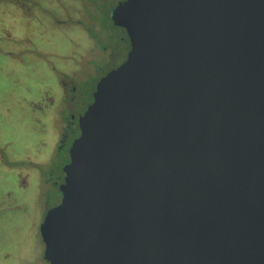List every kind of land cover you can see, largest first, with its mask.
<instances>
[{
    "label": "water",
    "instance_id": "95a60500",
    "mask_svg": "<svg viewBox=\"0 0 264 264\" xmlns=\"http://www.w3.org/2000/svg\"><path fill=\"white\" fill-rule=\"evenodd\" d=\"M126 60L78 118L48 264H264V0H124Z\"/></svg>",
    "mask_w": 264,
    "mask_h": 264
},
{
    "label": "rangeland",
    "instance_id": "374dc122",
    "mask_svg": "<svg viewBox=\"0 0 264 264\" xmlns=\"http://www.w3.org/2000/svg\"><path fill=\"white\" fill-rule=\"evenodd\" d=\"M71 35L82 40L77 29H71ZM45 45L59 53L69 49L68 43L58 37H52L48 44L39 43L41 47ZM57 64L56 67L63 66L61 61ZM111 66L109 60L80 65V69L74 70L77 71L73 92L76 98L71 107L62 109L63 120L70 109L77 113L78 103L88 101L86 96L96 79ZM53 90L54 82L47 65L28 60L22 66L0 55V264H48L42 260L38 227L46 211L58 203L59 192L52 185V176L58 175L62 162L39 165L49 152V131L56 107L45 113L35 106H41V98ZM42 102L46 105L45 100ZM12 154L20 157L15 165L41 171L39 177L31 172L23 188L13 183L12 164L8 161Z\"/></svg>",
    "mask_w": 264,
    "mask_h": 264
},
{
    "label": "flooded vegetation",
    "instance_id": "af4514ba",
    "mask_svg": "<svg viewBox=\"0 0 264 264\" xmlns=\"http://www.w3.org/2000/svg\"><path fill=\"white\" fill-rule=\"evenodd\" d=\"M122 1L124 0H0V49H5L0 51V55L22 66H26L28 60H39L47 65L53 78L54 90L41 98V106H33L42 108L45 113L51 107H56L49 131V152L39 165H46L51 161L62 162L58 175L55 178L52 176V185L57 190L63 183L62 168L69 162L68 150L79 136L78 118L91 103L96 83L126 60L129 51L126 32L113 25L110 19L111 11ZM71 29H77L82 40L71 35ZM52 37L63 39L68 43L69 49L59 53L47 45L39 46L42 41L44 44L50 43ZM109 60L112 66L96 79L86 96L88 101L78 103L80 109L77 113L70 109L67 118L63 120L62 109L71 107L70 103L76 98L73 92L77 71L74 70L80 69V65ZM58 61H61L62 67H56ZM18 157L17 154H12L8 161L12 164L10 171L13 173V183L23 188L27 186L31 172L39 177L41 171L35 167L30 169L15 165L19 161ZM6 171H9L8 167ZM22 172H25L24 175Z\"/></svg>",
    "mask_w": 264,
    "mask_h": 264
}]
</instances>
